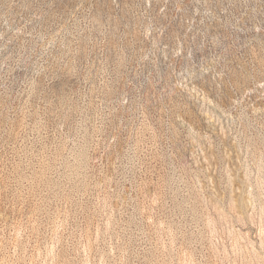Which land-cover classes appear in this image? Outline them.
<instances>
[{
	"label": "rangeland",
	"instance_id": "rangeland-1",
	"mask_svg": "<svg viewBox=\"0 0 264 264\" xmlns=\"http://www.w3.org/2000/svg\"><path fill=\"white\" fill-rule=\"evenodd\" d=\"M0 264H264V0H0Z\"/></svg>",
	"mask_w": 264,
	"mask_h": 264
}]
</instances>
